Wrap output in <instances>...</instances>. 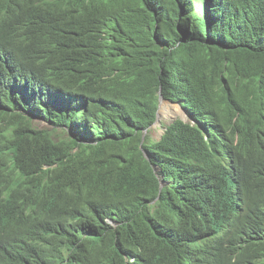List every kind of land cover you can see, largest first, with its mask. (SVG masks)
Masks as SVG:
<instances>
[{"label":"trees","instance_id":"trees-1","mask_svg":"<svg viewBox=\"0 0 264 264\" xmlns=\"http://www.w3.org/2000/svg\"><path fill=\"white\" fill-rule=\"evenodd\" d=\"M0 264H264V0H0Z\"/></svg>","mask_w":264,"mask_h":264},{"label":"rangeland","instance_id":"rangeland-1","mask_svg":"<svg viewBox=\"0 0 264 264\" xmlns=\"http://www.w3.org/2000/svg\"><path fill=\"white\" fill-rule=\"evenodd\" d=\"M161 114H162V121H169L174 118H183L187 119V114L185 110L178 104L174 103L168 100H164L162 109H161ZM33 124L37 127L41 128H52V125L48 123L47 121L43 119H34ZM61 131V129H59ZM63 136H66V134L61 131ZM153 135H155V132H153ZM156 136V135H155Z\"/></svg>","mask_w":264,"mask_h":264},{"label":"water","instance_id":"water-1","mask_svg":"<svg viewBox=\"0 0 264 264\" xmlns=\"http://www.w3.org/2000/svg\"><path fill=\"white\" fill-rule=\"evenodd\" d=\"M159 100H160V103H159V108H158V112H157V121H156V123H159V121L162 119L161 109H162L164 100H166L162 93L160 94Z\"/></svg>","mask_w":264,"mask_h":264}]
</instances>
